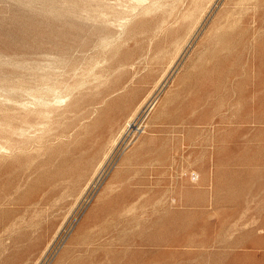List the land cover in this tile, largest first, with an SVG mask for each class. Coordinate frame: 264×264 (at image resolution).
Wrapping results in <instances>:
<instances>
[{"label":"rangeland","instance_id":"obj_1","mask_svg":"<svg viewBox=\"0 0 264 264\" xmlns=\"http://www.w3.org/2000/svg\"><path fill=\"white\" fill-rule=\"evenodd\" d=\"M0 264H264V0H0Z\"/></svg>","mask_w":264,"mask_h":264},{"label":"bare ground","instance_id":"obj_2","mask_svg":"<svg viewBox=\"0 0 264 264\" xmlns=\"http://www.w3.org/2000/svg\"><path fill=\"white\" fill-rule=\"evenodd\" d=\"M66 88V87H65ZM41 98V97H40ZM3 147V146H2ZM6 150H7V148H5ZM11 150V149H10ZM11 152V151H10ZM10 152H9V154H10ZM12 153V152H11ZM9 154H8V156H9Z\"/></svg>","mask_w":264,"mask_h":264}]
</instances>
